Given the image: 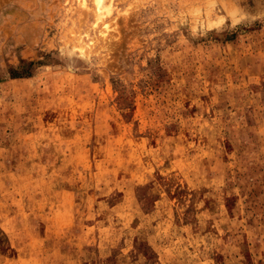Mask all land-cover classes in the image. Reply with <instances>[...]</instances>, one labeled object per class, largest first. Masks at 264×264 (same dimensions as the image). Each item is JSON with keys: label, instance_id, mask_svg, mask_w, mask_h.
Returning <instances> with one entry per match:
<instances>
[{"label": "rangeland", "instance_id": "rangeland-1", "mask_svg": "<svg viewBox=\"0 0 264 264\" xmlns=\"http://www.w3.org/2000/svg\"><path fill=\"white\" fill-rule=\"evenodd\" d=\"M102 4L0 0V264H264V0Z\"/></svg>", "mask_w": 264, "mask_h": 264}, {"label": "bare ground", "instance_id": "bare-ground-1", "mask_svg": "<svg viewBox=\"0 0 264 264\" xmlns=\"http://www.w3.org/2000/svg\"><path fill=\"white\" fill-rule=\"evenodd\" d=\"M102 2H103V0H96L97 7H98L99 10H101V12H99L101 14V16L104 15V14H102V8H103L102 7V5H103ZM83 3H85V0H83ZM110 12H111L110 10L107 11V13H110ZM101 34H103L104 37H106L107 35H109L110 34V27L108 25H106L105 26V29L102 31Z\"/></svg>", "mask_w": 264, "mask_h": 264}]
</instances>
